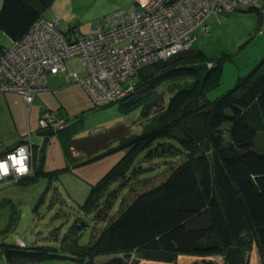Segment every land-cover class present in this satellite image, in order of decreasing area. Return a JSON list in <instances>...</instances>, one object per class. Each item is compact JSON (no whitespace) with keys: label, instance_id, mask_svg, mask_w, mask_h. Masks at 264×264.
Returning a JSON list of instances; mask_svg holds the SVG:
<instances>
[{"label":"trees","instance_id":"1","mask_svg":"<svg viewBox=\"0 0 264 264\" xmlns=\"http://www.w3.org/2000/svg\"><path fill=\"white\" fill-rule=\"evenodd\" d=\"M52 1L2 0L0 32L11 41L20 39ZM262 7H249L258 14L257 30L264 23ZM229 56L222 52L210 59L202 50L189 49L142 67L134 90L116 102L125 110L143 106L141 114L149 122L141 135L129 134L128 126L118 124L75 137L78 115L56 131L68 160H76L75 166L118 149L128 148L130 152L147 147V141L156 136L172 137L169 132L173 126L185 132L172 137L186 152L184 159L159 183L123 203L119 215L93 233L86 245L75 244L71 259L84 264H136L140 259L175 264L180 254L220 253L223 264H249L248 252L253 244L264 251V153L254 149L257 133L264 131V56L247 74L238 76L225 93L213 100L204 99L206 90L218 81L224 57ZM202 61L210 63L202 82L198 71L180 68ZM179 79H184L180 85L176 82ZM162 84L176 87L167 101L163 99L161 106L151 111L153 102L161 98L156 92ZM190 118L197 122L196 128L188 127ZM224 128L228 133L226 143L221 134ZM68 129L72 135L61 137ZM75 151L83 154L80 160L72 157ZM117 166L92 185L84 203L87 210L97 207L100 186L105 184L106 188L120 178ZM60 171L44 172L34 161L33 174L16 183L45 177L49 184ZM106 254L123 256L97 262ZM0 255L7 264H38L66 257L49 247L27 246L26 241L21 247L4 240L0 241ZM231 255L235 261L229 259ZM192 264L214 262L204 259Z\"/></svg>","mask_w":264,"mask_h":264},{"label":"rangeland","instance_id":"2","mask_svg":"<svg viewBox=\"0 0 264 264\" xmlns=\"http://www.w3.org/2000/svg\"><path fill=\"white\" fill-rule=\"evenodd\" d=\"M100 4L101 2L97 0V2H92L91 6L97 8ZM219 26L220 28L214 25L210 33H206L202 27H198L195 30V40L191 46L192 50H203L210 59L215 58V54H220L223 51L230 55L224 57L219 67L218 81L204 94V99L208 100H213L225 93L234 85L232 83L235 82L238 75H245L251 70L255 58L257 60L264 55V44L258 41V35H254L249 43L242 44L243 40L234 46L235 39L241 33L243 25L229 23L223 19ZM0 43L5 47L10 45L9 37L3 32L0 33ZM187 81L189 82L190 79ZM176 82L180 85L184 79H179ZM175 87L176 84L171 87L165 84L160 85L157 88L156 96L161 98L153 102L151 111L159 108L163 99L167 101ZM148 100L150 99H146V101ZM122 107L121 103H114L88 112L83 123H77L78 130L83 127L81 132L74 136L94 134L118 124L128 126L129 134L141 135L149 122V119L143 118L141 114L143 106L137 105L128 110L122 109ZM111 121L112 123L109 124ZM108 124L110 126H105ZM187 125L192 129L196 128L198 124L190 118ZM184 134V130L177 126L171 127L169 132L170 136L176 138ZM221 134L226 143L228 140L226 128ZM69 135H72L70 129L63 131L61 137L66 139ZM172 137L150 138L147 141V147H136L130 152L128 148L119 149L123 151L118 159L116 169L120 178L109 183L106 188L103 184L97 189L98 203L97 207L92 210H87V206L84 205L90 188L88 189L80 182L79 176L73 171L76 164L75 159H71L67 165L68 168L58 172L49 184L45 177H39L26 185L0 183V241L10 240L12 237L14 240L17 238L19 242H22L21 235L27 246L49 247L55 253L66 256L38 264H84L81 260L71 259V256L74 255L72 248L76 245H86L91 239V232L97 234L106 227L109 220L119 215L123 203L129 201L140 191L159 183L173 166L184 159L186 152L182 150V147H178L177 140ZM37 138L39 139L40 136ZM254 149L259 153H264V131L257 133ZM36 159L37 156L34 157L35 162ZM3 196L10 197L6 199L7 197ZM24 205H29L30 208H28L26 216L21 218L19 209ZM24 208L26 209V206ZM114 256H123V254H106L99 257L97 262H104ZM204 259L211 260L214 264H223V256L220 253L205 256L180 254L175 264L201 263ZM229 259L235 261L232 255ZM130 262L128 261L127 264ZM248 263L264 264V251L257 249L255 244L248 252ZM0 264H7L2 255H0ZM136 264L172 263L138 260Z\"/></svg>","mask_w":264,"mask_h":264},{"label":"built area","instance_id":"3","mask_svg":"<svg viewBox=\"0 0 264 264\" xmlns=\"http://www.w3.org/2000/svg\"><path fill=\"white\" fill-rule=\"evenodd\" d=\"M241 5L260 6L257 0H130L129 7L97 18L86 34L61 31L58 17L41 15L20 39L0 46V91L17 92L31 104L49 75L64 73L85 90L93 107L116 103L134 90L142 67L191 49L195 30L207 31L210 15L230 13ZM73 57L83 75L67 72L66 61ZM70 122V116L45 109L37 129L57 131ZM34 146L30 131L12 147L0 140V165L7 169H0V183H16L33 174ZM20 237L22 242L12 237L4 241L25 246Z\"/></svg>","mask_w":264,"mask_h":264},{"label":"crops","instance_id":"4","mask_svg":"<svg viewBox=\"0 0 264 264\" xmlns=\"http://www.w3.org/2000/svg\"><path fill=\"white\" fill-rule=\"evenodd\" d=\"M99 1L101 4L95 8L91 4L92 2H97V0H53L43 10L42 15L47 19L58 17L57 28L61 31H66L70 28L80 34H86L92 28L94 21L105 14V12L116 8H127L130 5V0ZM257 2L259 5L264 6V0H257ZM1 4L2 0H0V7ZM223 19L229 23L243 25L241 33L235 39L234 46L243 40L242 44L249 43L254 35H258V41L264 44V23H262L258 30L256 29L258 14L249 9L248 6L241 5L236 11L230 13L210 15L206 19L208 26L206 33H210L214 25L220 28L219 25ZM0 45L3 46L1 43ZM259 59H254V65ZM254 65L251 66L253 67ZM66 70L67 72L75 70L80 75L84 74L79 60L75 57L69 58L66 61ZM45 109H53L62 115L70 117L78 115V121L83 123L86 114L95 110V107L92 106L85 90L75 82L67 80L64 73L49 75L46 87L36 94L31 104H28L24 97L17 92L0 91V140L7 146L12 147L20 143L23 136L30 131L31 139L35 144L34 157L37 156L36 165H38V153L42 142V136L38 134L37 119ZM111 123L112 121L109 122V124ZM109 124L105 126H110ZM82 128L77 130V133H80ZM37 136H40V138L38 139ZM121 154H123V151L119 149L115 150L91 162L75 166L73 167V171L79 176L80 182L89 189L118 162ZM71 155L76 159L83 156L82 153L77 151ZM69 162L70 160L65 155L60 137L55 132L50 135L45 147L41 168L44 172L62 170ZM17 184L26 185V182ZM3 197H7L6 199H8L10 196ZM24 206H26V209ZM24 206L19 209V216L21 215V218L26 216L27 210L30 208L29 205ZM140 260L145 261L147 259Z\"/></svg>","mask_w":264,"mask_h":264},{"label":"water","instance_id":"5","mask_svg":"<svg viewBox=\"0 0 264 264\" xmlns=\"http://www.w3.org/2000/svg\"><path fill=\"white\" fill-rule=\"evenodd\" d=\"M210 64L208 62L202 61V62H195L190 64H185L180 66L182 69H188V70H194L198 71L200 73L201 82L203 81L205 75L209 71ZM56 131L52 128H46L39 130L38 134L42 136V142L40 144L39 153H38V168H41L42 166V159L45 147L47 145V142L49 140L50 135L54 134Z\"/></svg>","mask_w":264,"mask_h":264},{"label":"snow or ice","instance_id":"6","mask_svg":"<svg viewBox=\"0 0 264 264\" xmlns=\"http://www.w3.org/2000/svg\"><path fill=\"white\" fill-rule=\"evenodd\" d=\"M0 169L7 170L5 166L0 165Z\"/></svg>","mask_w":264,"mask_h":264}]
</instances>
